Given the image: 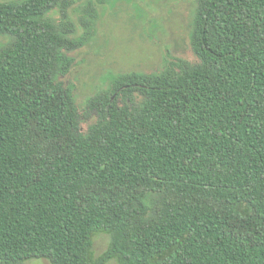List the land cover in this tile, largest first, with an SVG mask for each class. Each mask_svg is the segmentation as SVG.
<instances>
[{"label":"trees","instance_id":"obj_1","mask_svg":"<svg viewBox=\"0 0 264 264\" xmlns=\"http://www.w3.org/2000/svg\"><path fill=\"white\" fill-rule=\"evenodd\" d=\"M78 1L0 2V264H264V0H197L194 59L110 74L87 132Z\"/></svg>","mask_w":264,"mask_h":264},{"label":"rangeland","instance_id":"obj_2","mask_svg":"<svg viewBox=\"0 0 264 264\" xmlns=\"http://www.w3.org/2000/svg\"><path fill=\"white\" fill-rule=\"evenodd\" d=\"M10 1V0H0ZM197 0H109L101 12L97 37L75 53L76 63L65 81L72 85L82 119V131L96 122L87 100L107 87L109 75L138 71L152 73L169 60H192L189 36L192 13ZM87 0H79L84 6ZM7 38L0 36V46ZM110 238L99 234L94 239L98 257L109 246ZM28 264H49L33 259ZM111 264H120L112 261Z\"/></svg>","mask_w":264,"mask_h":264}]
</instances>
